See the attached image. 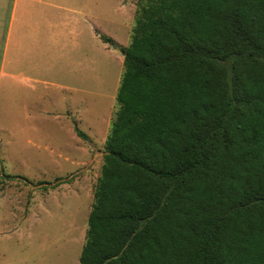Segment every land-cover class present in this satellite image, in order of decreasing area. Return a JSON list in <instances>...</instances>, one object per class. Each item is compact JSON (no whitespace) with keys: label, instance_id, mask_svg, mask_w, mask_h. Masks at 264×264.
Returning <instances> with one entry per match:
<instances>
[{"label":"trees","instance_id":"16d2710c","mask_svg":"<svg viewBox=\"0 0 264 264\" xmlns=\"http://www.w3.org/2000/svg\"><path fill=\"white\" fill-rule=\"evenodd\" d=\"M121 53L78 264H264V0H137Z\"/></svg>","mask_w":264,"mask_h":264},{"label":"rangeland","instance_id":"374dc122","mask_svg":"<svg viewBox=\"0 0 264 264\" xmlns=\"http://www.w3.org/2000/svg\"><path fill=\"white\" fill-rule=\"evenodd\" d=\"M102 2L100 36L112 42L101 40L95 51L100 83H84L86 93L70 97L69 114L60 101L44 120H15L0 105V264L79 262L105 140L118 110L121 49L130 30V20ZM128 3L134 14L137 0Z\"/></svg>","mask_w":264,"mask_h":264},{"label":"crops","instance_id":"0c3cea01","mask_svg":"<svg viewBox=\"0 0 264 264\" xmlns=\"http://www.w3.org/2000/svg\"><path fill=\"white\" fill-rule=\"evenodd\" d=\"M128 1L104 3L130 20L127 46L135 14ZM102 6V0H0V105L13 119L44 120L60 101L69 114L70 97L85 94L84 83H100L95 51L101 49Z\"/></svg>","mask_w":264,"mask_h":264},{"label":"water","instance_id":"95a60500","mask_svg":"<svg viewBox=\"0 0 264 264\" xmlns=\"http://www.w3.org/2000/svg\"><path fill=\"white\" fill-rule=\"evenodd\" d=\"M115 49H116V47H115Z\"/></svg>","mask_w":264,"mask_h":264}]
</instances>
